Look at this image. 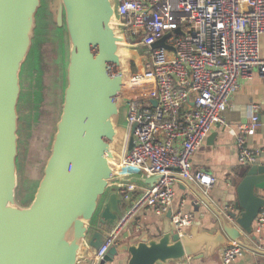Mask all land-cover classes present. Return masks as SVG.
Here are the masks:
<instances>
[{
    "label": "water",
    "instance_id": "obj_1",
    "mask_svg": "<svg viewBox=\"0 0 264 264\" xmlns=\"http://www.w3.org/2000/svg\"><path fill=\"white\" fill-rule=\"evenodd\" d=\"M43 3L0 0V264H78L84 249H98L106 229L130 207L131 199L123 198L118 184L150 186L158 178H146L131 167L117 170L135 143L126 95L132 71L125 51L137 48L127 40L119 0H55L50 10L63 37L61 113L34 197L28 205L18 202V107L24 73L32 77L30 62L39 61ZM169 35L152 47L171 48L165 43ZM138 49L149 53L148 46ZM236 175L238 200L234 210L225 211L196 180L175 174L214 211L215 231L194 224L179 233L169 226L159 238L144 235L138 242L113 245L98 264L113 262L121 252L130 255L128 264H169L214 255L230 241L262 251L255 242L254 220L264 209V164L241 165Z\"/></svg>",
    "mask_w": 264,
    "mask_h": 264
},
{
    "label": "built area",
    "instance_id": "obj_2",
    "mask_svg": "<svg viewBox=\"0 0 264 264\" xmlns=\"http://www.w3.org/2000/svg\"><path fill=\"white\" fill-rule=\"evenodd\" d=\"M119 10L128 42L148 46L149 57L128 77L129 128L135 124V143L123 153L118 163L122 168L117 170L127 172L131 167L146 178H158L150 186L118 184L124 199H131L140 186L142 191L107 231L96 249L97 262L119 243L141 209L159 215L172 210L176 173L196 180L204 191L214 184L213 175L203 170L193 174L191 166L194 152L216 124L226 125L234 136L240 165L254 163L260 153L248 144L258 124V105H249L252 121L238 127L227 125L224 111L243 80L257 73L264 76V0H119ZM168 33L165 43L171 48L152 47ZM171 220L182 233L195 215L178 209ZM263 228L264 209L254 220V231ZM245 249L231 241L223 246L224 262Z\"/></svg>",
    "mask_w": 264,
    "mask_h": 264
},
{
    "label": "crops",
    "instance_id": "obj_3",
    "mask_svg": "<svg viewBox=\"0 0 264 264\" xmlns=\"http://www.w3.org/2000/svg\"><path fill=\"white\" fill-rule=\"evenodd\" d=\"M261 48L264 56V36L261 37ZM251 104L258 105L256 110L258 124L255 132L248 136V144L251 148L260 150L255 162L264 164V76L258 73L252 79L243 80L240 88L234 93L230 106L224 111L227 125L238 127L243 123H250L252 119L249 116L248 107ZM240 167L234 136L229 133L226 125L216 124L206 136L203 144L194 152L191 170L193 174L198 170H203L213 175L214 184L204 192L221 210L227 211L229 205L236 206L238 198L233 178L237 176L236 173ZM117 168L122 167L117 166ZM175 190L171 211L183 209L195 215L193 224L183 231H189L194 224H198L201 231H215L219 227L214 211L189 186L177 179ZM141 191V186L133 191L131 201ZM261 192L264 195V191ZM169 226L177 231L168 213L159 215L153 209L143 208L125 228L119 243L138 242L144 235L159 238L164 229ZM111 227L112 225L106 229V233ZM254 235L257 237L256 245L262 251L246 248L242 255L236 256L229 263L224 262L222 246L214 255L198 258L186 257L181 261H171L169 264H264V228L260 232L254 231ZM95 253V248L86 247L78 264H98L95 260ZM129 256L128 252H121L110 264H128Z\"/></svg>",
    "mask_w": 264,
    "mask_h": 264
},
{
    "label": "rangeland",
    "instance_id": "obj_4",
    "mask_svg": "<svg viewBox=\"0 0 264 264\" xmlns=\"http://www.w3.org/2000/svg\"><path fill=\"white\" fill-rule=\"evenodd\" d=\"M54 1L44 0L36 42L39 61L33 59L30 62L34 72L32 77L25 71L19 101L17 200L22 205L31 202L43 176L63 101V37L50 10ZM125 57L131 71L136 72L139 67H144L149 53L141 51L137 46L132 51H125ZM122 117L125 118L124 110Z\"/></svg>",
    "mask_w": 264,
    "mask_h": 264
},
{
    "label": "bare ground",
    "instance_id": "obj_5",
    "mask_svg": "<svg viewBox=\"0 0 264 264\" xmlns=\"http://www.w3.org/2000/svg\"><path fill=\"white\" fill-rule=\"evenodd\" d=\"M118 167H121V165H120V164H118Z\"/></svg>",
    "mask_w": 264,
    "mask_h": 264
},
{
    "label": "flooded vegetation",
    "instance_id": "obj_6",
    "mask_svg": "<svg viewBox=\"0 0 264 264\" xmlns=\"http://www.w3.org/2000/svg\"><path fill=\"white\" fill-rule=\"evenodd\" d=\"M18 109H19V107H18ZM19 111V110H18Z\"/></svg>",
    "mask_w": 264,
    "mask_h": 264
},
{
    "label": "trees",
    "instance_id": "obj_7",
    "mask_svg": "<svg viewBox=\"0 0 264 264\" xmlns=\"http://www.w3.org/2000/svg\"><path fill=\"white\" fill-rule=\"evenodd\" d=\"M110 264V263H109Z\"/></svg>",
    "mask_w": 264,
    "mask_h": 264
}]
</instances>
